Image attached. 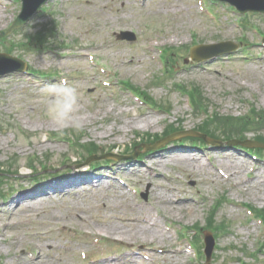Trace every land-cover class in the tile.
Returning a JSON list of instances; mask_svg holds the SVG:
<instances>
[{"label":"rangeland","instance_id":"rangeland-1","mask_svg":"<svg viewBox=\"0 0 264 264\" xmlns=\"http://www.w3.org/2000/svg\"><path fill=\"white\" fill-rule=\"evenodd\" d=\"M202 2L52 0L25 26L7 33L20 3L0 0V7L7 8H0L4 16L0 18V35L5 34L0 37V53L25 62L27 70L52 76L39 75L34 78L38 84L34 86L17 82L16 75L0 76V128L6 131L0 134V148L6 149L0 155V192L6 195L0 199V264H90L89 260L96 264H137L141 260L137 255L144 252L154 253V264H204L201 244L196 246V258L182 253L183 235L191 239L195 235L190 232L193 227H209L214 236L207 264H264V223L256 227L245 213L248 206L264 209L261 157L256 161L242 149L234 151L213 144L197 153L189 150V141L177 139L179 134L171 129L173 135L163 147L147 151L138 146L142 150L136 149L138 156L145 155L142 162L138 157H128L114 160V167L93 169L87 167L92 162L85 159V152L73 153L80 149L40 133L41 129L58 131L47 116V86L58 83L61 77L79 92L78 110L65 130L74 135L76 132L80 138L82 133L88 134L85 140L98 154L113 149L114 154L130 156L134 144H147L146 134L152 136V142L167 134L169 127L197 129L206 112H190L175 84L184 85L183 91H200L209 105L208 112L218 113L216 124L210 127L216 139L224 141L246 134L245 139L259 140L260 136L264 141V120L251 127L225 122L250 110L261 119L264 111V47L260 40L264 36V15L240 14L214 0ZM203 9L209 15L201 12ZM122 31L134 33L135 41L117 39L115 34ZM220 41L237 45L236 51L201 63L190 60V47L217 45ZM164 48L172 72L162 78L167 69L163 71L158 55ZM87 53L95 55V67L83 57ZM100 67L107 72L103 74ZM0 69L6 66L0 65ZM108 74L111 78H106ZM103 81H110L111 87L105 88ZM125 82L144 91L159 111L134 102L123 89ZM144 115L162 121L147 128L139 123ZM79 118L81 121L76 122ZM24 130L36 132L31 142L42 150L52 147L53 153L41 152L33 164L27 163L22 155L29 154L33 146L28 144ZM107 135L113 136L104 138ZM195 156H200L206 166L191 172L192 168L180 159L191 163ZM209 158L212 167L228 175L227 165L243 163L239 184L232 176L224 179L212 172L206 162ZM31 170L36 173L33 178L29 176ZM83 174L89 179V187L75 182L62 190L69 193L67 196H59L60 191L34 192L41 185L66 183L69 177L81 180ZM22 195L32 199L22 200ZM157 195L166 202L158 200ZM219 200L217 210L212 211ZM34 202L40 204L39 210L25 209ZM220 224L225 227L221 233ZM107 225L116 230H101ZM139 225L150 232L161 231L166 239L157 237L152 243V238L144 240L139 234L133 238ZM60 226H66V231L59 232ZM97 234L104 240L94 248L90 243ZM155 248L164 254L155 252ZM81 251H85L86 259ZM28 256L37 261L31 262Z\"/></svg>","mask_w":264,"mask_h":264},{"label":"bare ground","instance_id":"bare-ground-1","mask_svg":"<svg viewBox=\"0 0 264 264\" xmlns=\"http://www.w3.org/2000/svg\"><path fill=\"white\" fill-rule=\"evenodd\" d=\"M4 16H3V14H2V12H0V18H3ZM112 110H113V108H111ZM78 110V109H77ZM110 110V109H109ZM111 110V111H112ZM17 111H15V112H13V113H16ZM76 112H78V111H76ZM119 114H122V112H119ZM142 117H144V118H142ZM140 118H141V120L142 121H140L139 123H143V126H147V128H149V127H151V126H155V125H157L159 122H161L162 120H159L158 118H154V117H152L151 115H149V116H140ZM75 121L76 122H80L81 120H80V118L79 119H75ZM55 125V124H54ZM20 131H22V130H20ZM24 132H25V134H27L26 136H25V138H28V140L27 141H29L28 142V144L29 145H32L33 147H32V151L29 153V154H27V152L26 153H24L22 156H24L25 157V160H26V162L27 163H29V162H31V161H34V160H37V158L40 156V153L42 152V154H52L53 153V149H52V147H50V148H48V147H44V149L42 150L40 147H36V145L35 144H33L32 142H31V140L34 138V136L36 135V132H32V131H28V130H24ZM23 132V133H24ZM59 131H56V132H51L50 130H48V129H41L40 130V133H41V135H43V137L44 138H46L47 137V134L48 133H58ZM4 133H6V131H2V130H0V134H4ZM84 135L85 136H89L88 134H85L84 133ZM102 136H106V134H102ZM113 135H107V137H104V138H106V139H108V138H111ZM83 137V136H82ZM45 142H47L46 140H44ZM39 143V145H42L43 143H42V141H40V142H38ZM43 146V145H42ZM6 152V149H3V148H0V155L1 154H4ZM180 161L183 163L184 162V166H186V167H190V168H192V170L193 171H191V172H198L199 170H201L202 169V167L199 165V164H197V163H189V162H185L183 159H180ZM182 165V164H181ZM227 170H229V175L228 176H232L233 178H234V181H235V183H236V185H238L239 183H238V180L240 179V177L243 175V170H244V164L243 163H239V162H235V163H233V164H230V165H227L226 167H225ZM225 170V169H224ZM215 173H217V170L215 171ZM218 174V173H217ZM219 176H220V174H218ZM223 175L225 176L226 175V173L225 172H223ZM68 182H66V183H63V184H59V185H55V184H45V186L43 187V185H41V186H39L37 189H35L34 190V192L36 193V195L37 194H44L46 191H53L54 193H56L57 194V191H60L59 192V196H61V197H64V196H67V195H69V193H67V194H65L64 193V191H62V190H68L69 189V187L70 186H73L74 185V183L76 182H80L79 184H83V185H87L88 183H89V179L88 178H86V177H81V180H72L71 179V177H69L68 179H66ZM89 186L87 185V188H88ZM43 188V189H42ZM79 188H81V186L79 187ZM97 188H100V186H98ZM40 190V191H39ZM57 196V195H56ZM158 196V200H163V202H166V201H164L165 199L164 198H162L160 195H157ZM21 199L22 200H25V199H32V197L30 196H25V195H22L21 196ZM26 201V200H25ZM46 201V200H45ZM168 203V202H167ZM39 203H37V202H34L32 205H27L26 207H25V209H29V210H31V209H33V210H39L40 209V207H39ZM43 207V206H42ZM41 207V208H42ZM169 207V206H168ZM166 209V208H165ZM111 225H107L106 227H104L103 229H101V230H103L104 232H109V231H111V230H116L115 228H111L110 227ZM118 230V229H117ZM124 232L123 231H121V234H123ZM154 234V236L152 235V234ZM137 234H139V235H142L143 237H144V240H148L149 238L148 237H150V238H152L153 240H151V242L152 243H154L155 242V238H157V237H161V238H163V240L164 239H166V236L164 235V234H162L161 233V231H159V230H154V231H152V232H150V230L147 228V227H144V226H136V228H135V233H133L132 234V237L133 238H136V236H137ZM128 236V235H127ZM181 251V250H180ZM168 254V253H167Z\"/></svg>","mask_w":264,"mask_h":264},{"label":"clouds","instance_id":"clouds-1","mask_svg":"<svg viewBox=\"0 0 264 264\" xmlns=\"http://www.w3.org/2000/svg\"><path fill=\"white\" fill-rule=\"evenodd\" d=\"M47 116L61 133L72 123L79 105V92L66 80L47 86Z\"/></svg>","mask_w":264,"mask_h":264},{"label":"water","instance_id":"water-1","mask_svg":"<svg viewBox=\"0 0 264 264\" xmlns=\"http://www.w3.org/2000/svg\"><path fill=\"white\" fill-rule=\"evenodd\" d=\"M26 2V6L29 7V14L23 15L20 20H18L17 24H23L26 22L29 17L37 10V8L42 5L47 0H24ZM232 3L235 4L238 9L245 12L247 10H264L263 8H250L248 6L244 5L243 0H232ZM25 10V8H24ZM222 48V49H221ZM235 47L228 46V45H221V46H213V47H204L201 46L200 48H197L195 52L192 55V58L194 60L202 59V58H210L217 54L223 53V52H229L234 50Z\"/></svg>","mask_w":264,"mask_h":264}]
</instances>
